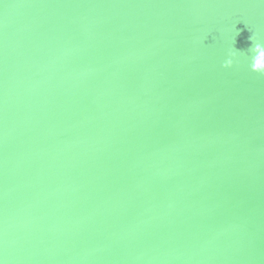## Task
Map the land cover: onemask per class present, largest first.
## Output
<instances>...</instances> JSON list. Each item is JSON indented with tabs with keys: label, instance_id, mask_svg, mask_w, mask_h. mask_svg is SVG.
I'll use <instances>...</instances> for the list:
<instances>
[{
	"label": "water",
	"instance_id": "obj_1",
	"mask_svg": "<svg viewBox=\"0 0 264 264\" xmlns=\"http://www.w3.org/2000/svg\"><path fill=\"white\" fill-rule=\"evenodd\" d=\"M0 264H264V0H0Z\"/></svg>",
	"mask_w": 264,
	"mask_h": 264
}]
</instances>
